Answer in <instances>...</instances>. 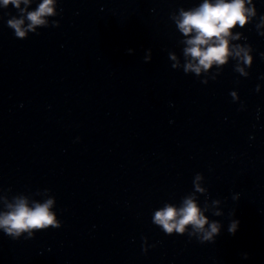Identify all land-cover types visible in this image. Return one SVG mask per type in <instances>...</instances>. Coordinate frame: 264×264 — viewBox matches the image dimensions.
Listing matches in <instances>:
<instances>
[{"label":"clouds","instance_id":"9594fccd","mask_svg":"<svg viewBox=\"0 0 264 264\" xmlns=\"http://www.w3.org/2000/svg\"><path fill=\"white\" fill-rule=\"evenodd\" d=\"M31 2L32 0H0V5L4 9L12 5L18 10V16H11L7 20V26L14 30V35L18 39L27 38L29 32L39 34L36 32L37 27H47L48 20L46 18L56 15V0H42L33 11H27L26 7L21 8V4L27 6ZM251 3L252 0H203L199 6L187 11L181 7L179 15L171 17L179 32L186 38L183 41L186 44L183 49L186 61L183 65L185 73L191 72L200 76L202 72L207 73L213 66L219 69L232 58L237 60L234 71L242 76L248 75L240 65L241 63L247 66L251 65L250 46L232 45L230 41L239 39V34L233 36L232 30L237 26L243 28L256 15L255 8L248 6ZM260 19L264 23V15ZM25 20L28 21L27 25H25ZM52 26L59 27V21L53 20ZM128 51L131 52L132 50L129 49ZM171 59L177 61L175 55H171ZM179 66V61L173 64V68ZM201 82L206 83L207 81ZM259 87L257 85V92ZM232 95L235 97V93ZM201 179L202 177L197 174L196 181ZM196 189L197 191H204L200 188L199 183L196 184ZM54 203V198H48L43 203L33 201L30 205L28 198L22 195L14 196L12 202L5 199L6 210L0 212V229L13 240H18L23 233H28V237H31L33 230L49 227L60 228L61 224L56 219V213L52 211ZM214 203H219V201ZM214 214L219 215L220 213ZM152 223L166 235H171L173 232L183 235L191 228L188 237L191 239L195 236L200 243L212 242L221 228L217 222H212L206 228L209 221L194 196L183 198L180 207L166 203L164 207L154 212ZM238 224L239 221H233L230 224L229 232L235 234ZM143 239V251L146 253L148 250L146 237Z\"/></svg>","mask_w":264,"mask_h":264}]
</instances>
